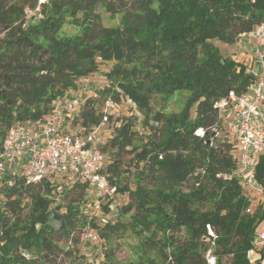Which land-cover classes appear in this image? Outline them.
I'll return each instance as SVG.
<instances>
[{
  "label": "trees",
  "instance_id": "trees-1",
  "mask_svg": "<svg viewBox=\"0 0 264 264\" xmlns=\"http://www.w3.org/2000/svg\"><path fill=\"white\" fill-rule=\"evenodd\" d=\"M34 2L0 0V151L13 125L44 118L78 80L111 64L71 125H79L77 134L103 125L97 141L108 157L103 175L114 196L129 200L115 206L114 196L95 192L106 217L100 226L84 211L94 191L87 184L67 176L30 183L19 172H1L0 264L54 263L58 239L71 238L79 225L102 243L133 234L137 253L128 264H207L210 225L217 264H250L261 209L246 213L250 195L233 176L234 143L209 128L217 125L214 103L230 92L245 94L252 77L241 59L222 57L211 42L235 44L264 23V0H47L31 24L25 10ZM98 11L119 15V24L103 26ZM67 23L77 27L75 36L60 35ZM178 91L188 94L178 113L152 111L153 99L163 105ZM121 101L133 105L144 127L153 122L145 142L130 119L112 121L103 111ZM254 177L264 187V156ZM77 190L82 197L61 203ZM112 255L106 250L98 264H113Z\"/></svg>",
  "mask_w": 264,
  "mask_h": 264
},
{
  "label": "built area",
  "instance_id": "built-area-1",
  "mask_svg": "<svg viewBox=\"0 0 264 264\" xmlns=\"http://www.w3.org/2000/svg\"><path fill=\"white\" fill-rule=\"evenodd\" d=\"M46 3L47 0H35L34 5L25 10L26 20L39 15L38 21ZM241 39L246 45H251L249 53L254 57L260 74L245 94L230 92L214 103L217 125L210 127L209 132L218 136L221 130L232 135L236 153L233 176L244 190L252 191L258 197L255 204L250 198V205L246 209V213H251L255 207H259L262 215L252 235L247 257L250 264H253L252 260H256V264H264V187L254 177L255 166L264 156V23L242 34ZM54 119L50 116L36 122L13 125L2 143L0 173L19 172L30 183L54 176H67L87 184L98 195L113 197L115 188L103 175L106 158L97 146L103 125L88 134H77L62 131ZM103 121H106L105 117ZM204 134V130L196 131L201 138ZM16 166L19 167L18 171H14ZM204 240L209 244L205 254L206 263L217 264L212 253L217 237L210 225H205Z\"/></svg>",
  "mask_w": 264,
  "mask_h": 264
},
{
  "label": "rangeland",
  "instance_id": "rangeland-1",
  "mask_svg": "<svg viewBox=\"0 0 264 264\" xmlns=\"http://www.w3.org/2000/svg\"><path fill=\"white\" fill-rule=\"evenodd\" d=\"M101 17V23L105 27H113L117 26L120 21V16H109L104 11H98ZM39 15L33 16L27 19L28 23L34 24ZM78 33L77 27L73 26L70 23L65 24L61 31L60 35L62 37H72ZM220 52L222 57L231 58L233 60L241 59L246 66V72L252 77V82L256 81V77L259 76L260 72L258 69V65L254 63L252 54L249 53L251 45H246L244 40H239V42L226 45L218 40H213L211 42ZM245 56V58H243ZM111 67V64H102L99 66L97 72L88 75L85 79L78 80L75 84V88L69 90L63 98H59L52 104V109L45 118L52 116L55 118L54 120L56 124H59L60 129H64L68 127V131L74 133L79 125L74 126L71 125L72 118H74L78 107L81 103L90 97H95L97 95L98 90L105 84V79L103 74ZM186 92L178 91L176 92L165 104L160 105L159 99L155 98L152 101V111L153 112H163L164 114H175L178 113L181 107L184 105V100L187 97ZM194 109V108H193ZM103 111L105 114L110 115L112 121L115 119H130V121L134 124L135 130L139 134V138H141V142H145V136L149 134L148 127L153 125L152 121H149L148 127H144L141 125L142 116L138 114L133 107V105L128 101H121L118 105H104ZM194 116V110H191V118ZM60 121V122H58ZM63 121V122H62ZM73 126V127H72ZM109 128L108 125L105 126ZM110 129V128H109ZM105 130V129H104ZM221 131V130H220ZM217 138L229 139L234 142L227 135L229 132H220ZM101 134V133H100ZM99 134V135H100ZM106 136L108 131L105 132ZM104 134V135H105ZM227 134V135H226ZM226 136V137H225ZM106 159L108 158L105 155ZM128 159V157H126ZM125 162V160H123ZM19 167L16 166L14 171H18ZM60 177L54 176L51 179H59ZM127 183H129L130 188L134 185L131 178L127 179ZM144 185L150 187L149 178L144 180ZM187 186H183V190H185ZM252 203L255 204L258 200V197L252 191H248ZM81 191H73L68 193V197L65 200H62L61 203L63 205L67 204L70 198H78L82 197L80 195ZM97 194L93 191V194L89 196L88 199L92 201V204L89 202L86 207H84L85 213L95 216V220L100 226H103L106 220L101 211H98V202L96 201ZM127 194H118L114 196L115 206H122L128 202ZM83 211V212H84ZM87 220L90 219L86 217ZM102 220V221H101ZM60 235H56V238ZM57 245L60 251H58V255L55 259L54 263L51 264H98L100 260H102V254L106 252V250H110L113 256V264H128L132 261L136 256L137 251V240L135 236L130 232L125 233L120 237H113L107 242L102 243L96 236L95 232L89 228V226H78L76 231H74L73 235L69 239L60 238L57 241ZM224 262L228 263L229 259H223ZM253 264H256V260H252Z\"/></svg>",
  "mask_w": 264,
  "mask_h": 264
},
{
  "label": "crops",
  "instance_id": "crops-1",
  "mask_svg": "<svg viewBox=\"0 0 264 264\" xmlns=\"http://www.w3.org/2000/svg\"><path fill=\"white\" fill-rule=\"evenodd\" d=\"M225 129V128H224ZM225 132H227V131H225ZM227 135V134H226ZM227 136H229V135H227ZM230 138H232V135L231 136H229Z\"/></svg>",
  "mask_w": 264,
  "mask_h": 264
}]
</instances>
